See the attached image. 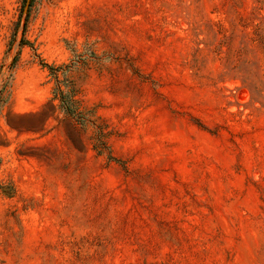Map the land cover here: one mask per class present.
I'll use <instances>...</instances> for the list:
<instances>
[{
	"label": "rangeland",
	"instance_id": "rangeland-1",
	"mask_svg": "<svg viewBox=\"0 0 264 264\" xmlns=\"http://www.w3.org/2000/svg\"><path fill=\"white\" fill-rule=\"evenodd\" d=\"M0 264H264V0H0Z\"/></svg>",
	"mask_w": 264,
	"mask_h": 264
}]
</instances>
